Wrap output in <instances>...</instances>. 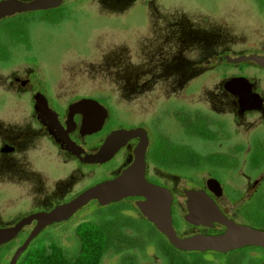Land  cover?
<instances>
[{
    "label": "flooded vegetation",
    "instance_id": "af4514ba",
    "mask_svg": "<svg viewBox=\"0 0 264 264\" xmlns=\"http://www.w3.org/2000/svg\"><path fill=\"white\" fill-rule=\"evenodd\" d=\"M36 1L0 5L15 10ZM55 2L0 19V230L133 168L159 192L107 206L90 201L67 221L40 230L16 264L56 228L102 218L115 219L118 264L128 256L135 264L141 257L142 264H263L264 0H225L248 11L241 22L220 25L211 23L213 9L196 15L200 10H185L184 0ZM170 2L181 6L173 10ZM103 17L115 25L126 19L129 32L148 27V47L138 51L139 69L123 77V90L105 91L103 76L87 75L101 66L91 41ZM94 19L99 26L89 27ZM86 100L92 103L73 108ZM120 132L132 134L118 139L112 156L90 158ZM143 202L169 209L178 239L219 243L176 248L141 212ZM90 208L94 215L85 219ZM37 223L33 218L0 245V264L10 263Z\"/></svg>",
    "mask_w": 264,
    "mask_h": 264
},
{
    "label": "water",
    "instance_id": "95a60500",
    "mask_svg": "<svg viewBox=\"0 0 264 264\" xmlns=\"http://www.w3.org/2000/svg\"><path fill=\"white\" fill-rule=\"evenodd\" d=\"M55 1L59 0H37L34 3L24 5L21 8L15 9L12 7H8L9 4L0 5V19L7 15L18 11H25V10H37V9H47L49 7H52L56 5ZM254 59L257 62H261L263 60L260 57H254ZM229 61H235L230 60ZM92 101L86 100L80 103H77L74 109H80L82 107H85L86 104H90ZM99 129V128H97ZM132 134V132H120L115 133L109 140L108 145L105 147L102 152L96 154L95 156L90 157L93 161H105L110 156L113 155L114 151L119 146L118 139L124 135H128V137ZM75 155H77L79 158H84L86 155L85 153H80L75 151V149L72 150ZM142 167V166H141ZM138 168V164H137ZM139 170V168H138ZM136 171L135 168L127 170L124 174H122L119 178L113 179L111 181H106L101 184H98L87 191L81 193L79 196H77L75 199H73L71 202L62 205L60 207H57L50 213H42L39 215H36L35 218L38 223L34 231L31 233L29 238L25 241V243L16 250L14 256L12 257L9 264H16L19 257L27 250L28 246L30 245L31 241L37 236L40 230L45 228L48 225H51L53 223H60L67 221L70 219L79 209L86 206L90 201L96 200L99 205L101 206H107L111 203L118 202L123 198L135 196V195H142L144 197H148L150 193L159 192L158 189L155 187L149 185L143 178L142 175V169L140 170L141 173L134 172ZM141 212L147 216L154 224L157 225L158 229L164 233L170 243L174 245L176 248L181 250H194V249H212L219 241L212 240V239H203L199 240L197 238H192L188 240H180L178 239L172 228L170 223V217H169V209L165 210H155L151 209L149 207L148 202H143L140 205ZM32 217L24 220L20 224H18L14 228H9L5 230H0V245H3L9 241H11L17 232L20 230V228L25 224L29 223L32 219ZM259 240L264 242V233H260L258 235ZM221 243H227V241H220ZM264 264V263H263Z\"/></svg>",
    "mask_w": 264,
    "mask_h": 264
},
{
    "label": "rangeland",
    "instance_id": "374dc122",
    "mask_svg": "<svg viewBox=\"0 0 264 264\" xmlns=\"http://www.w3.org/2000/svg\"><path fill=\"white\" fill-rule=\"evenodd\" d=\"M184 1H186L185 3H183L185 10H200L197 13L195 12L196 15H203L202 12H206L205 10L213 9L214 14H212L211 17V23L214 25H220L227 22L232 23L233 21L239 23L245 17L244 14L248 11V9H245V7L242 6L239 2L227 3L225 2V0H219L218 2L214 3L209 2V0H200L199 3L193 0ZM167 4L169 3H162V5ZM170 4L173 5V10L176 9V5H180L175 2H170ZM159 5H161V3H159ZM196 7L199 9H197ZM95 21L97 20L94 19L93 22L89 23V27H92L94 25L97 26L95 24ZM120 21V24L115 25V20L113 18L103 17V21L100 24V34H98L97 38H94V40L91 41H95L98 44L97 46H94L93 53L95 54V56L100 58L101 66H92L91 68H88L87 75H95L92 74L93 72L103 76V88L105 91L123 90L126 88L127 83L125 78L123 77H128L132 74L137 73L139 69L137 66L138 60L141 59V57L138 56L137 53L141 49L148 47L146 45L149 43V34L146 35V32H149L148 27H146V29L144 30V27L142 25H136L135 30L129 32L127 25H124L126 19H120ZM134 26L135 25H133V27ZM114 75L115 78H113ZM116 78L121 79L120 82L116 83ZM112 79H114L115 84H112L110 82ZM108 101L110 102L111 100L108 99ZM83 215L85 216V219H91V217L94 215V211L90 208L83 211ZM76 225L77 224L74 223L71 225H65L56 228L53 233V237L35 243L32 246L33 249L43 247L45 253L49 254L53 242L59 243L66 249L75 247V230L77 228ZM120 257L121 255L119 254L108 252L104 256L101 264H118L120 261ZM143 262L144 260L142 259V257L139 258L138 264H142Z\"/></svg>",
    "mask_w": 264,
    "mask_h": 264
},
{
    "label": "trees",
    "instance_id": "16d2710c",
    "mask_svg": "<svg viewBox=\"0 0 264 264\" xmlns=\"http://www.w3.org/2000/svg\"><path fill=\"white\" fill-rule=\"evenodd\" d=\"M76 245L71 249L53 242L46 254L43 247L30 248L18 264H101L108 252L115 253V219L102 218L99 223L81 224L75 230ZM121 264H135L133 257Z\"/></svg>",
    "mask_w": 264,
    "mask_h": 264
}]
</instances>
